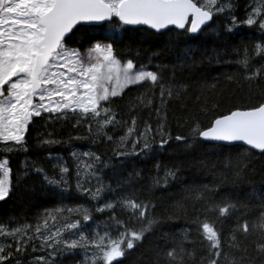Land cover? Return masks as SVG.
Masks as SVG:
<instances>
[{"label": "snow or ice", "instance_id": "6c2138e0", "mask_svg": "<svg viewBox=\"0 0 264 264\" xmlns=\"http://www.w3.org/2000/svg\"><path fill=\"white\" fill-rule=\"evenodd\" d=\"M235 8L233 0H0V144L6 146L8 152H28L29 125L44 114H48L49 120H74L75 126L86 123L90 136L100 137L103 133L112 141L113 137L103 130L116 121L110 106L115 102L113 98L122 97L126 89L137 85L146 89L137 97L140 106L152 105L159 92L160 108L156 110L159 119L167 102L178 98L182 89L165 82L163 74L150 70L148 64L138 65L131 58L118 57L113 45L119 33L136 29L151 30L159 35L175 30H179L177 36L197 34L211 28L214 18L225 14L229 17L227 31L232 32L238 26ZM242 23L250 28L256 26L264 41V0H252ZM97 32L106 35L97 36ZM252 53L260 57L262 63L255 72H250ZM252 53L245 49L239 60L249 81L257 80L264 72V43L256 44ZM136 123L133 118L127 133L120 138L119 147L124 150L118 151V156L142 153L147 156L152 150L149 140L152 126L146 125L133 140ZM93 124L99 126L96 132H93ZM155 131L160 136L159 148L164 149L172 136L165 131L164 123H159ZM190 136L193 142H215L264 154V103L246 110H232L215 118L206 128L195 123ZM186 139L175 136L178 142ZM59 142L48 138L41 143ZM71 156L76 168V191L93 204L45 212L34 227L27 224L11 227V221L8 225L0 224V238L6 241L0 243V264L11 258L13 247L16 253H23L34 240H40L53 258L61 250L82 249L90 264H119L126 253L136 248L145 235L161 223L152 215L155 205L151 201L134 196L107 198L105 193H110L111 189L105 187L101 172L110 161L105 163L90 149L73 150ZM48 159H52L51 153ZM55 166L59 174L49 175L43 167L35 162L30 164L26 159L23 176L28 175L30 168L34 169L43 174L48 185L61 188L63 195L68 191L65 186L69 184L70 167L62 157L55 159ZM23 176L18 175L17 182ZM175 176V170L169 169L163 184L166 186L169 178L175 179ZM161 183L159 178L153 181L154 186ZM13 187L10 160L0 159V201L9 197ZM259 207L260 214L254 224L248 221L237 224L245 239L253 232L258 234L255 255L249 254L248 247L237 240L235 232L228 247L243 254L236 259L223 251L221 234L209 215L228 216L236 205L210 202L201 209L203 218L196 216L193 220L196 240L202 237L207 241L202 245L207 255L197 259L196 248L185 247L188 241L185 234L171 248L158 250L155 264L162 261L163 264H264V200ZM94 213H107L103 232L95 224ZM91 228L95 230L90 232Z\"/></svg>", "mask_w": 264, "mask_h": 264}, {"label": "trees", "instance_id": "16d2710c", "mask_svg": "<svg viewBox=\"0 0 264 264\" xmlns=\"http://www.w3.org/2000/svg\"><path fill=\"white\" fill-rule=\"evenodd\" d=\"M251 2L233 0L238 26L232 32L227 31L229 17L225 14L214 18L213 26L196 36H177V30L168 35L136 29L119 33L113 45L117 56L131 58L138 65L148 64L150 70L163 74L165 82L181 88V95L167 102L158 119V91L153 104L144 107L139 105L137 97L143 95L146 89L141 85L126 89L125 95L113 98L115 102L110 106L116 114V121L103 130L113 137L112 141H108L103 133L100 137L90 136L86 123L75 126L74 120H49L48 114L34 118L26 134L29 151L8 152L3 145V153L0 152V159L10 160L14 184L9 197L0 201V224L8 225L11 221V227L17 224L34 227L45 212L66 206L92 205L93 201L76 191V168L71 156L73 150L90 149L100 155L105 163L110 161L101 172L105 187L111 189L110 193H105L107 198L134 196L145 202L151 201L155 205V209L151 210L152 215L161 221L136 248L126 253L119 264H155L158 250L171 248L185 234L188 237L185 247L189 250L195 247L197 259L207 255V249L202 246L207 242L202 237L196 240L193 220L196 216L203 218L201 209L210 202L236 205L228 216L209 215V220L221 234L223 251L236 259L243 254L228 247L230 237L235 232L237 240L248 247L249 254L255 255L258 234L253 232L245 239L237 224L242 225L245 221L254 224L260 214L259 205L264 200V154L203 140L193 142L190 136V129L195 123L206 128L215 118L232 110H246L264 103V72L257 80L249 81L239 64L245 49L252 53L256 44L264 43L256 26L250 28L242 23ZM95 35L102 37L106 33L97 32ZM80 50L85 51L84 48ZM250 64V72L262 67L260 57L254 53ZM133 118L137 123L132 139L150 124L153 132L149 140L153 147L147 156L142 153L139 156L120 157L117 152L124 150L119 147L120 138L127 133ZM159 123H164L165 131L172 136L164 149L159 148L160 136L155 131ZM98 127L93 124V132ZM176 135L187 139L178 142ZM48 138L60 142L53 145L41 143ZM50 153L52 159H48ZM57 157H62L70 167L69 184L65 186L68 191L63 195L61 188L48 185L43 174L36 173L34 169L30 168L28 175L23 176L26 159L30 164L35 162L43 167L49 175H58L59 168L55 166ZM169 169L175 170L176 176L175 179L169 178L165 186L163 179ZM18 175L23 176L19 182L16 180ZM156 178L162 182L159 186L153 185ZM120 218L126 219V216ZM93 219L103 232L107 213H94ZM94 230L91 228L89 231ZM0 243L6 241L0 238ZM11 251L13 255L5 264H90L82 249L74 252L61 250L53 258L40 240L31 242L23 253H16L14 247Z\"/></svg>", "mask_w": 264, "mask_h": 264}, {"label": "water", "instance_id": "95a60500", "mask_svg": "<svg viewBox=\"0 0 264 264\" xmlns=\"http://www.w3.org/2000/svg\"><path fill=\"white\" fill-rule=\"evenodd\" d=\"M179 31V30H178ZM199 33H197V34H192V35H194V36H196V35H198ZM205 142H207V143H213V144H217V143H215V142H209V141H205ZM226 146H230V145H226ZM253 151H255V150H253Z\"/></svg>", "mask_w": 264, "mask_h": 264}, {"label": "bare ground", "instance_id": "6f19581e", "mask_svg": "<svg viewBox=\"0 0 264 264\" xmlns=\"http://www.w3.org/2000/svg\"><path fill=\"white\" fill-rule=\"evenodd\" d=\"M258 30V29H257ZM99 139V138H98ZM99 142V141H98ZM211 219V218H210ZM230 225V224H229ZM207 242V241H206ZM45 248V247H44Z\"/></svg>", "mask_w": 264, "mask_h": 264}]
</instances>
